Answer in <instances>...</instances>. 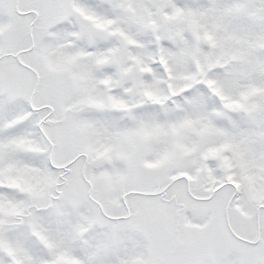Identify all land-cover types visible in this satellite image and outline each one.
I'll return each mask as SVG.
<instances>
[{
	"label": "snow or ice",
	"instance_id": "6c2138e0",
	"mask_svg": "<svg viewBox=\"0 0 264 264\" xmlns=\"http://www.w3.org/2000/svg\"><path fill=\"white\" fill-rule=\"evenodd\" d=\"M0 264H264V0H0Z\"/></svg>",
	"mask_w": 264,
	"mask_h": 264
}]
</instances>
